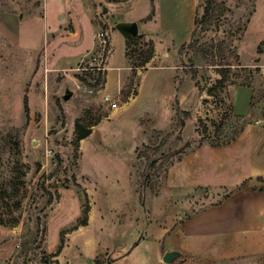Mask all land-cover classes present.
I'll return each instance as SVG.
<instances>
[{"label": "rangeland", "instance_id": "374dc122", "mask_svg": "<svg viewBox=\"0 0 264 264\" xmlns=\"http://www.w3.org/2000/svg\"><path fill=\"white\" fill-rule=\"evenodd\" d=\"M216 1L191 38L204 0H0L39 15L0 44V264H264L213 207L264 171V0Z\"/></svg>", "mask_w": 264, "mask_h": 264}, {"label": "crops", "instance_id": "0c3cea01", "mask_svg": "<svg viewBox=\"0 0 264 264\" xmlns=\"http://www.w3.org/2000/svg\"><path fill=\"white\" fill-rule=\"evenodd\" d=\"M38 19L39 15L37 14L22 17L20 16V13H14L0 9V44H3L5 42H13L14 44H20L19 38L11 37V35L13 34L14 36H17L18 34H20L21 30H26L28 25H36ZM243 97L244 98H241V100L245 102L247 97L245 90H243ZM235 98L239 99L238 96ZM249 129L261 130L260 127H253ZM249 129L244 127V129L240 132L239 137L235 138V140L231 144L213 148L222 150L228 149L232 144L237 143L240 137ZM259 176L264 178V171L254 172L250 175L245 176L240 180L239 183L234 186H231L235 188L236 186L240 185L242 181L246 180V184L243 188L232 191L231 193L223 197L224 199L219 204L213 206L214 209H218L220 213L227 212V215L230 216L229 218L234 219V222H231V229L229 228L228 230L234 234L239 233L243 235L242 237L245 238V245L240 247L241 252L237 253L236 255H256L258 253L264 252V214L260 215L259 211L253 209V206L258 201L260 203H263L264 205V180H257V177ZM236 198H244V200L250 204L249 210H251V213H248L247 211L243 210V213L240 216L237 215L236 217H232L233 213L229 210L230 205L233 208L236 204V208L239 209L238 203H236ZM191 219L192 217L188 221H190ZM218 219L224 220L227 218L226 216H220ZM186 251L188 252L189 249L187 248ZM221 256L224 255L212 258L217 259V261L225 260L227 258L226 256Z\"/></svg>", "mask_w": 264, "mask_h": 264}, {"label": "trees", "instance_id": "16d2710c", "mask_svg": "<svg viewBox=\"0 0 264 264\" xmlns=\"http://www.w3.org/2000/svg\"><path fill=\"white\" fill-rule=\"evenodd\" d=\"M217 4V1L216 0H204V5H203V12L201 14V16L199 17H196L194 19V28H193V31L191 33V38H194L197 30H198V26L200 23H203L204 21H206V19H210V15H211V12L212 10L215 8ZM153 13V11L151 12V14ZM148 17V16H147ZM129 38H133V36H129ZM184 45V44H183ZM182 45V47H183ZM150 53L145 57L146 59H148ZM201 65H208V63H200ZM213 64V63H212ZM229 64H226V66H228ZM219 83H222V80H218ZM23 110L25 111L26 114H28V111H29V105H28V97L27 95L25 94L23 96ZM180 112L182 113L183 116H181L182 118H178L179 119V123L180 125H183L184 124V118L188 117L189 116V112L186 111V110H177V112ZM243 128H241L238 133H240L242 131ZM237 133V134H238ZM231 140L234 139L233 138H230ZM230 140V141H231ZM229 140L228 141H225L223 144H228L230 142ZM216 145H219V144H216ZM151 160V163H154L156 161V158H153V159H150ZM257 180H264L263 177L259 176L257 177ZM246 184V180L242 181L240 183V185L236 186L234 189H232V191L234 190H237V189H240V188H243ZM231 191V192H232ZM86 219L84 218L83 219V222L82 223H85Z\"/></svg>", "mask_w": 264, "mask_h": 264}, {"label": "water", "instance_id": "95a60500", "mask_svg": "<svg viewBox=\"0 0 264 264\" xmlns=\"http://www.w3.org/2000/svg\"><path fill=\"white\" fill-rule=\"evenodd\" d=\"M117 28L124 37L134 36V35H137L138 33V25L136 22L121 23L117 26ZM67 97H68V94L64 95V98H67ZM76 127H77L79 138H84L85 136L90 134L91 129H92L91 127H87L79 123H77ZM179 253L180 252L178 251H168L163 255L162 259L164 262H169L173 258L177 257ZM111 260H114V258H111ZM109 263H110V259H108L105 264H109Z\"/></svg>", "mask_w": 264, "mask_h": 264}, {"label": "built area", "instance_id": "2783aa9c", "mask_svg": "<svg viewBox=\"0 0 264 264\" xmlns=\"http://www.w3.org/2000/svg\"><path fill=\"white\" fill-rule=\"evenodd\" d=\"M97 38L99 39L100 43L105 45L107 43V34L103 30H99L96 33ZM103 102H107L111 107L116 108L119 105V100L113 99L110 95H104Z\"/></svg>", "mask_w": 264, "mask_h": 264}]
</instances>
